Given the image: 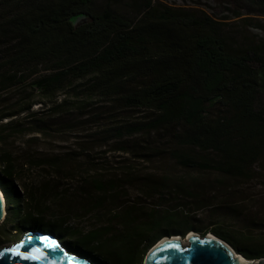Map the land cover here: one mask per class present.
<instances>
[{
    "label": "trees",
    "instance_id": "obj_1",
    "mask_svg": "<svg viewBox=\"0 0 264 264\" xmlns=\"http://www.w3.org/2000/svg\"><path fill=\"white\" fill-rule=\"evenodd\" d=\"M226 25L163 0H0L3 225L142 264L163 236L203 235V212L264 257L247 193L264 186V42Z\"/></svg>",
    "mask_w": 264,
    "mask_h": 264
},
{
    "label": "water",
    "instance_id": "obj_2",
    "mask_svg": "<svg viewBox=\"0 0 264 264\" xmlns=\"http://www.w3.org/2000/svg\"><path fill=\"white\" fill-rule=\"evenodd\" d=\"M2 198L4 200V197L0 194V221L4 219L6 214ZM211 235L213 236H208V234L201 236L196 233L188 234L186 245H182L177 235L163 236L149 248L143 264H242L230 244L212 233ZM40 236H47L49 241H55L59 248H46L39 240ZM28 237H31V239H27ZM21 240L25 241L21 251H28L35 246L41 249L44 258L38 261H29L5 253L0 256V264H95L84 256L65 252L57 237L47 231L28 230L16 243ZM3 249L0 248V251H3ZM250 260L263 262L264 257Z\"/></svg>",
    "mask_w": 264,
    "mask_h": 264
},
{
    "label": "rangeland",
    "instance_id": "obj_3",
    "mask_svg": "<svg viewBox=\"0 0 264 264\" xmlns=\"http://www.w3.org/2000/svg\"><path fill=\"white\" fill-rule=\"evenodd\" d=\"M170 2L174 6H184V7H196L199 9H203L207 13H209L213 18H217L220 21L226 22L227 32L233 34L235 40L240 45H248V44H260L264 42V9L255 5V3H250L247 0L239 2L229 0L227 5L229 9L224 8V3L222 0H164ZM256 3L262 4L264 7V0H253ZM250 3V4H249ZM264 102V100H263ZM264 104V103H263ZM38 105H34L33 108H37ZM74 138L68 139L67 142L62 143L61 145L65 146H73ZM72 148V147H70ZM264 174V171L263 173ZM248 195H253V198L257 201L261 202V210L264 211V186L261 183H255L254 186L251 187L250 191H247ZM250 201H248V205L250 206ZM251 210H256V208H252ZM197 220L194 221V226L205 228V233H211L209 230L213 226L210 224V217L207 213H197ZM11 224L3 225V222L0 221V248H6L11 246L20 240L21 236L27 232L28 230H34L31 228L23 229L22 231L12 230ZM228 229L233 230V227L227 226ZM40 230V229H38ZM45 231V230H41ZM196 233L201 235L199 232L195 231V229L189 230L184 237L179 235L178 238L182 245L187 244V236L188 234ZM203 234V235H204ZM201 235V236H203ZM58 241L61 243L65 252L76 254L66 248V246L62 243L63 240L57 237ZM78 255V254H76ZM86 258V257H85ZM91 262L98 264L95 261H92L91 258H87ZM144 260V259H143ZM143 264V263H142ZM264 264V262L262 263Z\"/></svg>",
    "mask_w": 264,
    "mask_h": 264
},
{
    "label": "snow or ice",
    "instance_id": "obj_4",
    "mask_svg": "<svg viewBox=\"0 0 264 264\" xmlns=\"http://www.w3.org/2000/svg\"><path fill=\"white\" fill-rule=\"evenodd\" d=\"M27 239H31L28 237ZM39 240L44 244L46 248H59V245L55 241H49L47 236H40ZM25 241L21 240L19 243L14 244L12 247H6L3 251H0V256H3L5 253H10L11 256L19 257L22 260L29 261H38L44 258V253L38 247H31L28 251H21L22 246Z\"/></svg>",
    "mask_w": 264,
    "mask_h": 264
},
{
    "label": "bare ground",
    "instance_id": "obj_5",
    "mask_svg": "<svg viewBox=\"0 0 264 264\" xmlns=\"http://www.w3.org/2000/svg\"><path fill=\"white\" fill-rule=\"evenodd\" d=\"M0 194H1V196H2V193H1V191H0ZM3 197V196H2ZM2 202L5 204V202H4V200H3V198H2ZM208 236H213V235H211L210 233H208ZM173 238H175V237H173ZM235 254H236V257H238L239 259H240V261L242 262V264H262L263 262H259V261H257V260H250V259H247V258H245L243 255H241V254H239V253H237V252H235Z\"/></svg>",
    "mask_w": 264,
    "mask_h": 264
},
{
    "label": "built area",
    "instance_id": "obj_6",
    "mask_svg": "<svg viewBox=\"0 0 264 264\" xmlns=\"http://www.w3.org/2000/svg\"><path fill=\"white\" fill-rule=\"evenodd\" d=\"M163 1H164V0H163ZM165 2L171 4L170 2H167V1H165Z\"/></svg>",
    "mask_w": 264,
    "mask_h": 264
}]
</instances>
